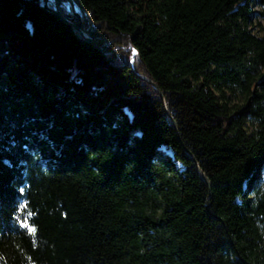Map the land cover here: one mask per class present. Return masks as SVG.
I'll use <instances>...</instances> for the list:
<instances>
[{
	"label": "trees",
	"instance_id": "trees-1",
	"mask_svg": "<svg viewBox=\"0 0 264 264\" xmlns=\"http://www.w3.org/2000/svg\"><path fill=\"white\" fill-rule=\"evenodd\" d=\"M80 2L0 0V264H264V0Z\"/></svg>",
	"mask_w": 264,
	"mask_h": 264
},
{
	"label": "water",
	"instance_id": "water-1",
	"mask_svg": "<svg viewBox=\"0 0 264 264\" xmlns=\"http://www.w3.org/2000/svg\"><path fill=\"white\" fill-rule=\"evenodd\" d=\"M41 5L43 8L51 10L56 14L62 16V18L66 22H68L75 30H77L83 38H85L88 41H94V38L91 35H89V32L87 30L91 23V21L89 20V13L81 5L80 0H42ZM60 8L64 9L66 12H69L72 15V19L69 20L66 17H64L60 12ZM76 16H78L79 18V24L76 22ZM87 20L89 22L88 25L86 23ZM120 55L123 58V55L122 54ZM128 65L132 66V55L129 59ZM138 76L149 81L152 86L156 87L153 81L149 80L143 75L138 74ZM159 95H160V99L164 103V96L161 91H159ZM203 178L208 183V180L205 175L203 176Z\"/></svg>",
	"mask_w": 264,
	"mask_h": 264
},
{
	"label": "rangeland",
	"instance_id": "rangeland-1",
	"mask_svg": "<svg viewBox=\"0 0 264 264\" xmlns=\"http://www.w3.org/2000/svg\"><path fill=\"white\" fill-rule=\"evenodd\" d=\"M256 9H257V8H255V11H256ZM124 50H126V48H125ZM233 100H235V101L238 102V101H240V97L235 96V97H233Z\"/></svg>",
	"mask_w": 264,
	"mask_h": 264
},
{
	"label": "bare ground",
	"instance_id": "bare-ground-1",
	"mask_svg": "<svg viewBox=\"0 0 264 264\" xmlns=\"http://www.w3.org/2000/svg\"><path fill=\"white\" fill-rule=\"evenodd\" d=\"M132 54H136V49L132 48Z\"/></svg>",
	"mask_w": 264,
	"mask_h": 264
}]
</instances>
